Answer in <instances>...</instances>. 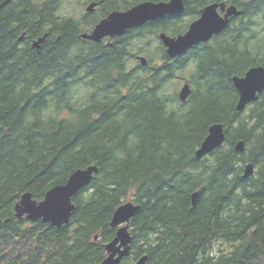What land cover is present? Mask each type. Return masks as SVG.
Returning a JSON list of instances; mask_svg holds the SVG:
<instances>
[{
    "label": "trees",
    "instance_id": "trees-1",
    "mask_svg": "<svg viewBox=\"0 0 264 264\" xmlns=\"http://www.w3.org/2000/svg\"><path fill=\"white\" fill-rule=\"evenodd\" d=\"M64 1L0 0V264H99L117 232L113 213L127 201L140 210L132 257L121 264L143 255L147 264H264V92L237 110L232 80L264 65V0H252L249 22L196 55L186 102L171 90L183 58L172 61L161 41L150 51L158 33L186 32L185 14L93 42L80 37L93 28L83 13L59 12ZM143 1L162 0H106L100 15ZM142 54L147 66L126 67L141 65ZM216 122L226 140L198 159ZM247 161L256 173L246 178ZM92 164L99 173L73 197L68 224L16 217L23 193L41 200Z\"/></svg>",
    "mask_w": 264,
    "mask_h": 264
},
{
    "label": "water",
    "instance_id": "water-1",
    "mask_svg": "<svg viewBox=\"0 0 264 264\" xmlns=\"http://www.w3.org/2000/svg\"><path fill=\"white\" fill-rule=\"evenodd\" d=\"M98 3H91L88 10L92 11ZM184 11V0L170 1H143L127 10H114L106 18L101 20L91 32H83L81 37L102 41L106 36H117L124 34L127 30L141 26L150 20L164 17L167 14H180ZM237 14L236 7L227 13V19L221 18L217 11V4L205 8L203 15L193 21L189 30L176 36L165 31L159 37L167 47L166 52L170 56L185 53L188 48L202 41H209L214 34L221 32L229 23V16ZM48 36V33L34 41V46H40ZM23 36L20 37L22 39ZM142 65L148 63L145 55L138 56ZM233 84L239 92L236 103L237 110H244L250 103L257 101L264 92V65H256L249 68L244 75H233ZM193 88L187 81L179 92L181 102H186L192 94ZM225 126L222 122L210 125L208 133L198 149L196 157L203 158L213 150L221 146L226 140ZM238 151H244V142L236 144ZM99 172L95 164L81 167L73 171L67 182L57 184L50 188L42 200L33 197L32 192L23 193L20 201L16 204V216H26L31 220L41 219L52 226L62 227L69 223L75 204L72 197L84 186L91 183L94 175ZM256 165L253 161L244 164V177L255 175ZM200 192L192 194V204L196 205ZM140 205L133 201H127L119 205L112 216L111 225L118 227L117 234L113 240L106 244L109 255L99 264H119L123 257L130 254L133 236L130 232L131 219L138 213ZM126 223V224H124ZM124 224V225H121ZM121 225V226H120ZM98 237V236H97ZM148 255H143L134 264H147Z\"/></svg>",
    "mask_w": 264,
    "mask_h": 264
},
{
    "label": "flooded vegetation",
    "instance_id": "flooded-vegetation-1",
    "mask_svg": "<svg viewBox=\"0 0 264 264\" xmlns=\"http://www.w3.org/2000/svg\"><path fill=\"white\" fill-rule=\"evenodd\" d=\"M105 2L106 0H104L103 3L102 1L97 0L96 3L99 4L96 6L95 10L92 12H88L85 9L81 18L84 17L94 27L103 18L100 14L102 9L104 8ZM212 4H217V10L221 18L227 19V13L232 9V7H237L241 13L231 15L229 17L228 25L221 32L214 34V36L208 42H201L199 44L193 45L192 47L188 48L185 53L175 57H170L172 61L178 57H182L183 64L185 65V72L187 73H189L190 70L196 69V66L194 65V61L197 58L196 55L211 50V44L214 43L216 39H218L219 37H225L227 34L233 32L234 29L238 28L239 27L238 23L240 20L243 19L244 22H249L250 20L249 12L252 7V0H184V11L176 15H183V14L186 15L185 19L187 20V23H186L185 31L188 30L191 22L195 19L200 18L203 14L204 9ZM188 14H191V16H188ZM188 19L190 20L189 26H188ZM148 64L149 62L145 65L142 64L140 65L138 62L136 67L138 68L140 66H147ZM180 79H181V84L188 81L191 84V86L195 88L190 77L180 76ZM131 252H132V245H131ZM130 257H132V255Z\"/></svg>",
    "mask_w": 264,
    "mask_h": 264
},
{
    "label": "rangeland",
    "instance_id": "rangeland-1",
    "mask_svg": "<svg viewBox=\"0 0 264 264\" xmlns=\"http://www.w3.org/2000/svg\"><path fill=\"white\" fill-rule=\"evenodd\" d=\"M120 2L122 1V0H119ZM90 4V3H89ZM86 7H87V5H85V0H83L82 2H77V1H69V0H67V1H64L62 4H61V6H60V8H59V12L60 13H62V14H64V15H69V14H73V15H75V16H80L82 13H83V11L86 9ZM258 15H259V13H258ZM259 17V16H258ZM258 27H260V26H258ZM161 40L158 38V39H155V42H156V45H154L152 48H151V52H152V54H153V52L155 51V49H156V47H158L159 46V42H160ZM151 52H147L146 54L147 55H150V53ZM146 54H142V55H145L147 58H148V56L146 55ZM226 54V53H225ZM129 61H127V63H126V67L128 68V67H130V66H135V65H137V62H136V60H134V59H128ZM157 61H159V60H157ZM187 75H189V73H187V72H185V73H183V74H180V76H187ZM178 81H180V82H178ZM186 83V82H185ZM185 83H183V84H181V79H180V77H179V79H177V80H175V82L174 83H172V88L173 89H171L172 91L174 90V88H177L178 87V95H179V92H180V90H181V88H182V86L185 84ZM194 105H196V102H192V103H189V105H187L185 108H183V111L185 112V111H188V110H190V106H194ZM176 107L178 106L179 108H182L181 107V105H180V103H177L176 105H175Z\"/></svg>",
    "mask_w": 264,
    "mask_h": 264
},
{
    "label": "bare ground",
    "instance_id": "bare-ground-1",
    "mask_svg": "<svg viewBox=\"0 0 264 264\" xmlns=\"http://www.w3.org/2000/svg\"><path fill=\"white\" fill-rule=\"evenodd\" d=\"M162 1H170V0H162ZM155 2H156V1H155ZM91 3H93V2H91ZM91 3H90V4H91ZM95 3H96V2H95ZM140 3H141V2H140ZM90 4L87 5L86 10L89 11V12H92V11H94V9L96 8V6H97L99 3L95 6V8H94L92 11L88 10V6H89ZM138 4H139V3H138ZM134 6H135V5H134ZM132 7H133V6H132ZM207 7H208V6H207ZM236 8H237V7H236ZM125 10H127V9H125ZM204 10H205V9H204ZM237 10H238V13H237V14H239L240 11H239L238 8H237ZM113 11H114V10H113ZM217 11H218V10H217ZM111 12H112V11H111ZM111 12H109L108 15H109ZM203 12H204V11H203ZM235 14H236V13H235ZM108 15H107V16H108ZM167 15H175V14H167ZM167 15H165V16H167ZM202 15H203V14H202ZM232 15H234V14H232ZM107 16H106V17H107ZM165 16H164V17H165ZM230 16H231V15H230ZM230 16H229V17H230ZM106 17H104V18H106ZM164 17H161V18H164ZM104 18H102L101 20H103ZM161 18H158V19H161ZM198 19H199V18H198ZM101 20H100V21H101ZM155 20H157V19H155ZM196 20H197V19H196ZM100 21H99V22H100ZM150 21H154V20H150ZM99 22H98V23H99ZM148 22H149V21H148ZM98 23H97V24H98ZM146 23H147V22H146ZM97 24H96V25H97ZM96 25H95V26H96ZM143 25H144V24H143ZM190 25H191V24H190ZM95 26L91 29V31L95 28ZM141 26H142V25H141ZM137 27H140V26H137ZM134 28H135V27H134ZM189 28H190V26H189ZM132 29H133V28H132ZM129 30H131V29H129ZM188 30H189V29H188ZM188 30H187V31H188ZM91 31H88V32H91ZM127 31H128V30H127ZM127 31H126V32H127ZM187 31H186V32H187ZM126 32H125V33H126ZM186 32H185V33H186ZM82 33H83V32H82ZM82 33H81V34H82ZM125 33H124V34H125ZM160 33H161V32H160ZM160 33H158V38L161 40V38L159 37V34H160ZM122 35H123V34H122ZM117 36H119V35H117ZM80 37H81V35H80ZM106 37H111V36H106ZM106 37H105V38H106ZM114 37H115V36H114ZM81 38H82V39H86V38H83V37H81ZM86 40L93 41V42H98V41H94V40H90V39H86ZM99 42H102V41H99ZM161 42H162V44L165 46V44L163 43L162 40H161ZM202 42H208V41H202ZM33 43H34V42H33ZM199 43H201V42H199ZM199 43H198V44H199ZM195 45H196V44H195ZM33 46H34V45H33ZM40 46H41V45H40ZM40 46H39V47H40ZM37 47H38V46H37ZM165 48L167 49L166 46H165ZM166 53H167V52H166ZM167 54H168V53H167ZM168 56H170V55L168 54ZM177 56H178V55H177ZM170 57H175V56H170ZM137 58H138V57H137ZM138 60H139V59H138ZM250 68H251V67H250ZM245 73H246V72H245ZM238 94H239V92H238ZM179 100H180V99H179ZM239 142H240V141H239ZM244 147H245V146H244ZM213 151H214V150H213ZM240 152H241V151H240ZM242 152H243V151H242ZM98 173H99V172H98ZM96 174H97V173H96ZM96 174H95V175H96ZM95 175H94V176H95ZM69 177H70V176H69ZM93 179H94V178H93ZM92 181H93V180H92ZM92 181H91V182H92ZM66 182H67V181H66ZM90 184H91V183H90ZM88 185H89V184H88ZM88 185H86V186H88ZM86 186H84V187H86ZM84 187H83V188H84ZM83 188H82V189H83ZM82 189H80L79 191H81ZM47 191H48V190H47ZM79 191H78V192H79ZM78 192H77V193H78ZM77 193H76V194H77ZM76 194H75V195H76ZM75 195H74V196H75ZM74 196H73V197H74ZM44 197H45V196H44ZM73 197H72V201H73ZM35 199H36V198H35ZM41 200H42V199H41ZM19 201H20V200H19ZM19 201H18V202H19ZM39 201H40V200H39ZM18 202H17V203H18ZM73 203H74V201H73ZM74 204H75V203H74ZM15 207H16V206H15ZM75 209H76V205H75ZM139 210H140V209H139ZM15 211H16V208H15ZM74 211H75V210H74ZM73 214H74V212H73ZM72 216H73V215H72ZM16 217H17V216H16ZM134 217H135V216H134ZM134 217H133V218H134ZM18 218H19V217H18ZM22 218H27V217L24 216V217H22ZM133 218H132V219H133ZM27 219H28V218H27ZM71 219H72V218H71ZM132 219H131V220H132ZM28 220H31V219H28ZM38 220H41V219H38ZM32 221H36V220H32ZM41 221H42V220H41ZM70 221H71V220H70ZM42 222H43V221H42ZM43 223H47V222H43ZM49 224H50V223H49ZM65 224H68V223H65ZM65 224H64V225H65ZM124 224H126V223H124ZM124 224H121V225H124ZM50 225H51V224H50ZM121 225H120V226H121ZM130 225H131V223H130ZM51 226H52V225H51ZM111 226H112V225H111ZM54 227H56V226H54ZM112 227H113V226H112ZM118 227H119V226H118ZM118 227H113V228H117V230H118ZM58 228H60V227H58ZM116 234H117V232H116ZM115 236H116V235H115ZM132 236H133V235H132ZM95 239H98V237L96 236ZM113 239H114V238H113ZM113 239H112V240H113ZM109 242H110V241H109ZM132 242H133V240H132ZM132 242H131V245H132ZM106 244H107V243H106ZM105 249H106V245H105ZM106 251H107V256H108V255H109V252H108L107 249H106ZM130 253H131V250H130ZM129 255H130V254H129ZM129 255H127V256H125V257H128ZM125 257H123V259H124ZM123 259H122V260H123ZM122 260H121V262H120L119 264L122 263ZM138 260H139V259H138ZM138 260H137V261H138ZM137 261H136V262H137ZM147 261H148V260H147ZM134 263H135V262H134ZM134 263H133V264H134Z\"/></svg>",
    "mask_w": 264,
    "mask_h": 264
}]
</instances>
